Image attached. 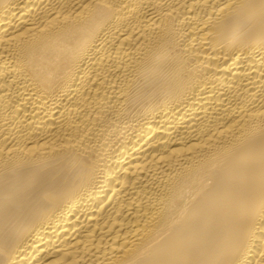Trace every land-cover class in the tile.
<instances>
[{"label":"bare ground","instance_id":"6f19581e","mask_svg":"<svg viewBox=\"0 0 264 264\" xmlns=\"http://www.w3.org/2000/svg\"><path fill=\"white\" fill-rule=\"evenodd\" d=\"M0 264H264V0H0Z\"/></svg>","mask_w":264,"mask_h":264}]
</instances>
